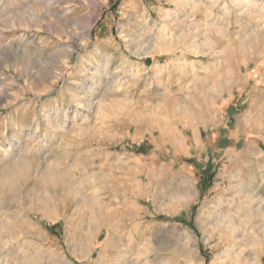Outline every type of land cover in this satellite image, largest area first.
I'll list each match as a JSON object with an SVG mask.
<instances>
[{
	"label": "rangeland",
	"instance_id": "1",
	"mask_svg": "<svg viewBox=\"0 0 264 264\" xmlns=\"http://www.w3.org/2000/svg\"><path fill=\"white\" fill-rule=\"evenodd\" d=\"M0 264H264V0H0Z\"/></svg>",
	"mask_w": 264,
	"mask_h": 264
},
{
	"label": "bare ground",
	"instance_id": "2",
	"mask_svg": "<svg viewBox=\"0 0 264 264\" xmlns=\"http://www.w3.org/2000/svg\"><path fill=\"white\" fill-rule=\"evenodd\" d=\"M168 19V18H167Z\"/></svg>",
	"mask_w": 264,
	"mask_h": 264
}]
</instances>
